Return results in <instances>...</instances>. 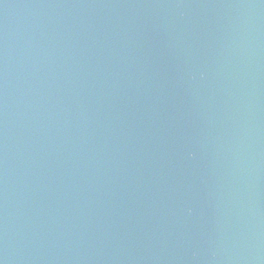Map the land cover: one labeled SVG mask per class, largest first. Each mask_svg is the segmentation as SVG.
<instances>
[{
  "label": "water",
  "instance_id": "obj_1",
  "mask_svg": "<svg viewBox=\"0 0 264 264\" xmlns=\"http://www.w3.org/2000/svg\"><path fill=\"white\" fill-rule=\"evenodd\" d=\"M2 264H264V0H0Z\"/></svg>",
  "mask_w": 264,
  "mask_h": 264
},
{
  "label": "snow or ice",
  "instance_id": "obj_2",
  "mask_svg": "<svg viewBox=\"0 0 264 264\" xmlns=\"http://www.w3.org/2000/svg\"><path fill=\"white\" fill-rule=\"evenodd\" d=\"M0 264H2V262H0Z\"/></svg>",
  "mask_w": 264,
  "mask_h": 264
}]
</instances>
